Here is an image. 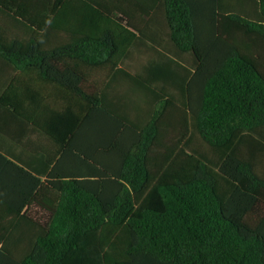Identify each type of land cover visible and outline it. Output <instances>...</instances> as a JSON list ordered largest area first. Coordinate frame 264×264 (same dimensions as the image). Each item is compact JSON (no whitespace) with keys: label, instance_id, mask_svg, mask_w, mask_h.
Listing matches in <instances>:
<instances>
[{"label":"trees","instance_id":"obj_1","mask_svg":"<svg viewBox=\"0 0 264 264\" xmlns=\"http://www.w3.org/2000/svg\"><path fill=\"white\" fill-rule=\"evenodd\" d=\"M153 1L195 65L151 68L135 126L99 95L141 33L123 0H0V264H264V0ZM94 106L125 129L88 142Z\"/></svg>","mask_w":264,"mask_h":264},{"label":"crops","instance_id":"obj_2","mask_svg":"<svg viewBox=\"0 0 264 264\" xmlns=\"http://www.w3.org/2000/svg\"><path fill=\"white\" fill-rule=\"evenodd\" d=\"M138 0H123V9L127 14H132L133 19L137 22L141 33L136 34L129 46L123 49V56L119 61V66L111 73V75L103 79L100 85L99 95L103 100L104 107L107 105L112 113L125 121H128V116L132 117L130 120L136 125H141L143 119L149 117L151 105L155 102V95L153 88L149 86L152 78H150L151 68L160 64H170L174 66L176 63H186L189 66L195 65V59L189 54H176L173 57H168L160 52V50L153 46V40L157 36L156 29L150 25L154 22L155 26L159 18V8L153 0H144L146 11L144 14L133 10L134 6L137 7ZM157 27V26H156ZM144 40H140V39ZM140 79L145 78L146 82ZM156 85V84H155ZM91 91L93 89L91 88ZM178 97L182 100L185 99L183 91L175 90ZM5 120L7 140H12L15 135V118L10 113L2 115L0 112V125H3ZM23 124L28 126L26 121ZM116 120L115 117L108 115L105 110L99 107H90L87 113V127L85 128L86 140L90 143L95 140H103L104 135L109 132L115 133L120 131L119 128L125 127ZM111 128V131L108 129ZM20 141H27L24 134H20ZM37 143V148L42 153H47L48 148L41 142H46L43 134H38L37 138H33ZM12 150L13 144L7 142V148ZM90 150L97 151L94 146Z\"/></svg>","mask_w":264,"mask_h":264}]
</instances>
